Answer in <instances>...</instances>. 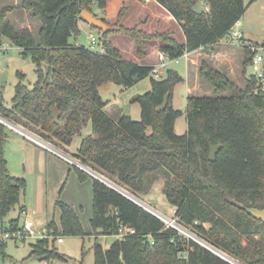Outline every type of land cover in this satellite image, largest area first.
<instances>
[{"label":"trees","instance_id":"1","mask_svg":"<svg viewBox=\"0 0 264 264\" xmlns=\"http://www.w3.org/2000/svg\"><path fill=\"white\" fill-rule=\"evenodd\" d=\"M154 1L180 27L181 42L166 34L122 27L123 8L117 24L102 20L111 32L90 27L101 36L102 53H97L70 41L80 35L81 12L92 14L94 6L103 10L106 0H20V8L40 21L36 37L28 29L15 30L6 18L17 8L4 6L0 0V48L8 40L20 56L31 60L36 74L31 88L23 84L24 75H19L10 108L3 106L0 92V118L59 150L70 147L90 124L92 136L80 141L72 159L142 203L140 195L145 193L148 177L163 175L162 192L175 211L172 220L176 226L236 264H264V222L245 211L264 212V91L252 74L247 76L248 50H244V88L200 63L199 74L214 96L186 98L187 131L180 137L175 134V124L181 112L174 109L172 96L183 79L176 72L169 71L159 81L150 80V91L133 98L141 108L138 122L129 116L115 121L105 112L107 103L100 98V87L111 83L126 89L149 77L152 70L124 60L111 35L131 38L139 57L145 55L147 42H160L159 51L175 61L184 53L208 49L226 38L246 11L243 0ZM194 6L200 14L192 12ZM166 95L167 106L160 111ZM56 108L54 123L52 111ZM5 139V126L0 124L2 225L26 190V181L8 171ZM215 146L219 149L210 162L209 151ZM77 174L81 181L90 178L80 170ZM91 183L93 235L113 237L119 225L135 230L107 250L95 238L94 264H229L96 178ZM55 206L60 212V231L53 220L46 229L56 235L84 236L72 207L61 201ZM8 223L15 229L19 221ZM50 242L53 240H37L30 255L42 261L61 260L49 248ZM3 247L4 243L0 251Z\"/></svg>","mask_w":264,"mask_h":264},{"label":"rangeland","instance_id":"2","mask_svg":"<svg viewBox=\"0 0 264 264\" xmlns=\"http://www.w3.org/2000/svg\"><path fill=\"white\" fill-rule=\"evenodd\" d=\"M243 1L244 6L246 7V11L244 13V16L238 22V24L233 26V31L243 32V37L245 40H252L258 44H264V0ZM123 8H126V4L125 6H123ZM148 9L156 17V19L152 18V20L156 22L153 23L150 29L149 27L152 20L150 18H146L147 15H143V12H141L142 15L138 19H136V16L133 15L134 19L132 22L124 23L121 21V23L119 24L122 27L126 28L137 27L139 30L144 32H146V30H149L152 35L166 34L169 38H172L179 42L183 40V34L181 33L178 24H176L174 21H171V24L169 25L167 18L163 17L160 13L158 14L156 12L158 10L153 4H150ZM117 15L115 19L107 20L109 25L117 24ZM157 20H162V22H159L158 24ZM7 21L12 22L10 21V19H8ZM145 23L148 24L146 26V30H144L143 28V25H145ZM156 23L160 25L159 28L157 27L158 25ZM13 25L16 31L20 30V22ZM90 29L85 30V33L81 32L80 35L77 37L82 46H88L89 44H91L90 37L88 36L90 32L94 36H99L98 31L96 29ZM37 30L38 28L33 30L34 37L37 36ZM146 33L150 34L148 32ZM100 37L101 36H99V38ZM118 39L120 40L118 51L119 53H121V56L124 60L133 63H142L144 61V58L148 56L149 53L154 52V48L157 47V50H155L157 51L156 57H158V55L160 54V42H147L144 51L145 55L139 57L136 52L135 44L131 40V38L126 35L123 36L120 34H113L110 36L111 41H118ZM212 50L213 48L204 49L200 51L199 54L195 55V57H190L191 60L193 58L194 60L196 58L198 60L195 66H192L191 63L188 62L190 63L188 82L189 86L192 87L191 96H214L213 89L211 88V86L208 85L199 74V66L201 62H205L209 65V59L207 55ZM93 51L98 53L100 51V48L98 46H94ZM19 53V50L8 40H5L2 47L0 48V92L3 95V106H5L6 108H10L12 105L11 101L15 94L14 87L20 82V74L24 75L23 84L26 85L28 88H31L32 85H34V83L36 82L34 65L32 64L29 58H24L20 56ZM229 54H231L233 61L235 60L236 56H238V53H236L235 51L230 52ZM43 68H46L45 63L43 64ZM169 71L176 72L182 78H185V59L180 58L178 59V61L167 62L165 72L164 74H162V78H165ZM246 73L247 76L252 74V71L249 66L246 68ZM150 89V77L143 78V80L137 82L133 86L126 89L121 88L120 86H117L115 84L109 83L108 85L102 87L100 91V98L104 103H108V105L111 106L113 109L120 111L122 116H129L132 121L138 122L140 120L141 108L136 103H133L132 100L136 96H143L145 93L149 92ZM222 96L227 95L223 94ZM186 98V84L184 81L178 83L175 86L172 96V104L174 109L181 112V116H179L175 124V134L179 137L180 135L185 134L187 131V121L185 114L187 105ZM114 115L115 114H113V116ZM113 119L116 121L117 117H113ZM87 136H92L90 124H88L82 130L80 137H76L74 139V143L69 149H66V147H64L63 149H61V151L66 153L68 156H71L73 153H75V150L79 146L80 141ZM15 166H19L18 161L15 162ZM148 178L149 182L146 184L145 193L143 195H140L143 204L155 210L163 218L172 219V217L174 216V214L172 213L173 209L162 192L165 177L160 174H151ZM54 186V184H50L47 187L43 186L38 191V193L37 191L34 192V189L30 191V187H27L24 196L20 198V203L22 204L25 200H29L31 198V194L34 197L32 209L34 208L35 212L31 214V219L35 223V231H40L41 229H43L45 223L51 220H54L57 230L60 231V212L57 208H55V203L59 200L63 201L64 196L61 194L58 195L61 186H59V188ZM90 186L91 180L87 179V181L84 183V186L82 187V189L84 190L82 193V197H77L74 190L70 191L68 194L70 195V197H72V209L79 218L81 228L84 231V236L73 237L61 234L56 235L54 233L55 238L62 237L63 242L61 243V245H59L56 243L55 240L51 239L53 240V243L50 242L49 248L54 249L58 256L61 257V260L55 258L51 259L50 261H42L39 260V258H37L36 256H31V245L34 244L37 240H28L23 245L15 244L14 242L8 241L4 243L3 250L0 251V264H94L92 249L94 247L93 244L95 238H97L98 242L102 246L107 247V249H109V247H111L113 242H115L117 239L114 236L107 238L103 236L94 237L89 223L90 218L92 216V194ZM69 189L68 187H66V190ZM64 194H66V191ZM16 211L17 206L14 207L12 211H10L9 216L11 218L16 217ZM23 219L24 217L20 219V222H22Z\"/></svg>","mask_w":264,"mask_h":264},{"label":"crops","instance_id":"3","mask_svg":"<svg viewBox=\"0 0 264 264\" xmlns=\"http://www.w3.org/2000/svg\"><path fill=\"white\" fill-rule=\"evenodd\" d=\"M106 1H107L106 6L103 10L97 8L96 6L93 7L91 15L94 18H97L98 20H101V21L115 19L120 9L123 8V6H125L126 4L122 22L124 23L132 22L134 19L133 15L136 16L135 17L136 19L140 18L142 15L141 12H143V15L144 14L147 15L146 18H150L152 20V18L156 19V17L155 15L151 13V11H149L148 7L150 6V4H153L158 10L156 12L158 14L160 13L163 17L167 18L169 25L171 24V21H174V19L171 16H169L160 5H157L154 0H148V1L143 0V3H142V0L141 1L140 0H106ZM1 2L4 6L17 8L15 12L8 14L6 18V20L10 19V21H12L10 22L12 25L20 22L21 23L20 30L28 29L29 31H31L32 34H33V30H35L36 28H38L37 32L39 31L40 26H41L40 21L38 19L32 18L29 12L20 8V4H21L20 0H1ZM37 20L39 21V23ZM155 22L156 21L152 20V22L150 23L149 29ZM159 22H162V20L160 21L157 20L158 24ZM147 25H148L147 23L143 25L144 30H146ZM159 26L160 25H158L157 27L159 28ZM89 29H90V26L86 25L83 21L79 20L80 33L81 32L85 33V30H89ZM146 32L151 34L149 30H146ZM90 34L91 32L88 34V36ZM242 39H244V37ZM248 41L255 43L252 40H248ZM119 42H120L119 39L118 41L117 40L112 41V43L117 49H119ZM70 43L76 44L78 46H82V44H80L79 42V39L77 38H72ZM90 45L91 44H89L88 46H84V47L86 49H89ZM157 48H154V52L149 53V55L144 58V61L142 63L139 62L136 64L142 65V66L147 65L150 67L154 65L157 62V57H156L157 51H155L157 50ZM210 48L211 49L213 48V50L210 51V53L207 55L209 59L208 60L209 66L221 72L222 74H224L230 81L232 80L240 88H244L243 62L245 60V57H244V49L241 48L240 42L231 40V39L228 40L226 37L222 39L221 41H219L218 43L212 45V47ZM202 50L203 49H198L194 53H189L188 59L185 60L186 61V76L185 78H182L183 79L182 82L185 81L187 97L191 96V90H192V87L189 86V82H188L190 63L192 66H195L198 62L197 58L195 60L194 58L191 60L190 57L191 56L195 57V55L199 54V52ZM233 51L238 53V56H236L234 61H233L231 54H229L230 52H233ZM102 87H100L99 89V94H100ZM106 106L107 107L105 108V112L107 113L108 116L110 115L112 118L113 117L118 118L122 116L120 111L113 109L111 106L108 105V103ZM113 114L115 115L113 116ZM5 133H6V139L4 143L5 144L4 159L5 161H7L8 171L12 177L25 180L26 189L27 187H30L29 188L30 191L34 189V192L37 191L38 193V191L43 186L47 187L50 184H54L55 185L54 187H58V188L59 186H61L58 192V195L61 194L64 196L63 201L61 202L71 207L73 205L72 204L73 201H72V197L68 195L70 191L74 190L77 197L83 196L82 193L84 190L82 189V187L84 186V183L87 180L81 181L80 178L78 177L77 170L84 172L81 168L77 166L74 167L73 165L68 163L66 160H63L59 157L54 156L53 154L48 152L43 146L30 141L25 136L20 135L19 133L15 132L14 130L6 126H5ZM70 147H66V149H69ZM15 160L18 161V164H19L18 167L15 166V162H16ZM84 173L90 177L89 180H91V182H92V179L95 178V177L93 178L92 176L88 175L86 172ZM66 187H68V189L70 187V189L66 190ZM90 189H91V186H90ZM65 191H66V194H64ZM24 194L22 196H24ZM33 200H34V197L31 194V198L29 200H25L22 204L19 202V204L17 205V211H16L17 216L14 218H11L9 216L10 215L9 214L10 212H9L8 213L9 215L7 216V219L5 220V226L9 224L8 222L13 221V220H18L19 221L18 226H20L25 221L26 218L31 219V214L35 212V209L34 208L32 209ZM91 204H92V201H91ZM173 212H174V209L172 213ZM22 217H24V219L22 222H20L21 221L20 219ZM59 218H60V214H59ZM167 219H170V218H167ZM47 222L45 223V226L43 227V229H41L40 231H36V232L42 233L43 230L46 229ZM34 227H35V223H34ZM115 238L117 239V237ZM103 248L107 250V247L103 246Z\"/></svg>","mask_w":264,"mask_h":264},{"label":"built area","instance_id":"4","mask_svg":"<svg viewBox=\"0 0 264 264\" xmlns=\"http://www.w3.org/2000/svg\"><path fill=\"white\" fill-rule=\"evenodd\" d=\"M148 1V0H147ZM229 35L227 38L235 41H239L241 48L244 50L249 51V64L248 66L250 67L252 71V75L254 78L257 80L259 83V86L262 91H264V44H258V43H253L250 41H246L243 38V34L241 31H233L231 29L229 31ZM90 40H91V45L89 50L93 51L94 46H98L100 48V51L98 53H102V42L99 38V36H94L93 34H90ZM189 57V53H184V55L181 58H184L187 60ZM177 61V60H175ZM167 62H170L168 56L164 54L163 52H160V54L157 57V62L151 66V72H150V80L151 81H159L162 78V74L165 72V67L167 65ZM0 124L2 126H6L15 132L19 133L20 135L25 136L27 139L30 141L43 146L48 152L53 154L56 157H59L63 160H66L68 163L73 165L74 167H79L81 168L82 165H80L77 161L72 159L70 156H68L66 153L62 152L61 150H57L50 144L39 140L37 137L34 135L28 133L24 129H21L17 126L12 125L11 123L3 120L0 118ZM175 211L173 212V214ZM172 220V219H170ZM174 222V220H172ZM167 224V223H166ZM168 225V224H167ZM170 226V225H168ZM34 223L32 219L26 218L25 221L18 226L15 229H10L9 226H5L0 224V243H5L8 241L14 242L15 244L22 245L26 243L28 240H43V239H53L56 241L57 244H61L63 242L62 237L60 238H55L54 236V230L52 229H44L42 233H37L33 229ZM172 227V226H171ZM135 234V230L133 228H129L124 225H119L118 230L116 234L114 235L117 237L118 240L124 241L125 239L129 238L130 236ZM182 234V233H181ZM184 235V234H182ZM180 259H184L185 255H179L178 256Z\"/></svg>","mask_w":264,"mask_h":264},{"label":"water","instance_id":"5","mask_svg":"<svg viewBox=\"0 0 264 264\" xmlns=\"http://www.w3.org/2000/svg\"><path fill=\"white\" fill-rule=\"evenodd\" d=\"M192 12L193 13L195 12L196 14H200L199 7L198 6H194L193 9H192ZM79 19L81 21H83L86 25H88L90 27H94V28H96L98 31H100L102 33H107V32H111L112 31V28L111 27H109L107 24H104L101 20H98L97 18H94L91 15V13H89L87 11H82L81 14L79 15ZM168 97H169V95H166L165 96V98L163 100V103H162L161 107L159 108L160 111H162V110H164L166 108L167 101H168ZM52 115H53V121H54V123H57V119H58V109L57 108L56 109H53ZM218 149H219V146H215V147H211L210 148V151H209V155H210L209 156V161L210 162H214L215 161L216 152L218 151ZM81 169L84 172H86L88 175L92 176L93 178L95 177L97 180H99L100 182H102L103 184H105L111 190L113 189L114 191H116L117 193L121 194L126 199L131 200L134 204H136L137 206H139L140 208H142L146 212L148 211L149 213H151L152 215H154L155 217H157L158 219H160L162 222L167 223L168 225L172 226L174 229H176L180 233L184 234L190 240L194 241L195 243L199 244L200 246L202 245L204 248H206L208 251H210L211 253H213L218 258L220 257L222 260H225L229 264H236L234 261L230 260L225 255H223L222 253L217 252L215 249H213L212 247H210L206 243H203L202 241L200 242L195 237H193L192 235H190L186 231H184L181 228H179L178 226H176L172 220L167 219V218H163L155 210H153L150 207L144 205L142 202H140L139 200H137L136 198H134L130 194L128 195L127 193H125L122 190L118 189L114 185L109 184L101 176L96 175L94 172L92 173L90 170H88L84 166H82ZM245 211L247 212V214L250 217L254 218L255 220L264 222V212L263 211L258 210V209H253V208L252 209L245 208ZM1 245H2V243H0V247H1Z\"/></svg>","mask_w":264,"mask_h":264}]
</instances>
